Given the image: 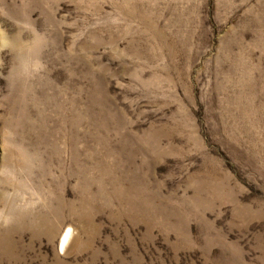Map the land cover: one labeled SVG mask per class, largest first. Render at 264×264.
I'll return each instance as SVG.
<instances>
[{
	"label": "rangeland",
	"instance_id": "obj_1",
	"mask_svg": "<svg viewBox=\"0 0 264 264\" xmlns=\"http://www.w3.org/2000/svg\"><path fill=\"white\" fill-rule=\"evenodd\" d=\"M0 264H264V0H0Z\"/></svg>",
	"mask_w": 264,
	"mask_h": 264
},
{
	"label": "bare ground",
	"instance_id": "obj_2",
	"mask_svg": "<svg viewBox=\"0 0 264 264\" xmlns=\"http://www.w3.org/2000/svg\"><path fill=\"white\" fill-rule=\"evenodd\" d=\"M70 236H71V229L67 230L61 238L60 244L62 249H65L66 245L68 244Z\"/></svg>",
	"mask_w": 264,
	"mask_h": 264
}]
</instances>
